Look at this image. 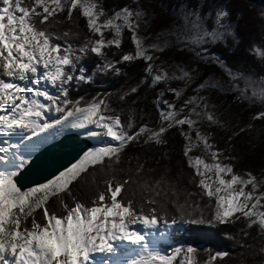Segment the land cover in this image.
<instances>
[{
    "label": "snow or ice",
    "instance_id": "snow-or-ice-1",
    "mask_svg": "<svg viewBox=\"0 0 264 264\" xmlns=\"http://www.w3.org/2000/svg\"><path fill=\"white\" fill-rule=\"evenodd\" d=\"M232 16L227 5L211 0H179L171 13L174 23L155 33L158 42L146 43L149 37L139 33L141 24L151 18L138 6L106 9L104 0H2L0 145L6 146H0V264H217L228 255L209 252L201 261L200 250L191 245L163 251L159 245L166 232L159 230L161 221L165 229L243 221L247 228H257L264 240V192L260 191L264 179L257 180L251 172L237 174L232 164L224 162L234 157L224 156L211 142V135L198 127L205 122L219 124L210 110L214 105L200 92L219 90L222 85L205 79L192 89L194 95L177 106L164 99L165 94L180 99L200 69L177 64V71L169 73L156 63L159 56L155 53L173 46L194 52L202 63L217 65L227 74V90L235 92L237 101L259 104L252 118L264 120V44L252 43L245 50L261 66L260 74L232 68L212 51L229 38L239 44L236 28L243 13L236 12V20ZM260 17L264 19V10ZM80 18L85 20L86 33L79 30ZM65 24L72 27L60 31L59 26ZM126 31L133 50L123 52ZM138 60L144 61V75L129 91L121 92L119 99L124 101L145 85L151 89L165 85L153 100L156 127L141 124L132 132L136 127L133 118L122 121L107 97L72 98L71 92L81 84L92 83L97 75H121L124 68L120 65L127 67ZM85 61L94 63L91 72ZM172 82H182L184 87L172 88ZM172 129L182 137V155L194 173L189 182L196 184L207 201L203 206L189 199L181 204L173 188L177 199L172 203L179 219L172 216L169 220L167 208L156 199L162 180L154 186L144 182L141 187L153 195L143 197L136 206L135 200L123 195L132 178L121 182L112 173L130 145L141 141L166 145ZM65 130L82 132L102 146L85 150L75 163L45 183L22 190L20 178L47 139L42 134L59 136ZM13 136L18 143L11 142ZM201 148L211 163L202 155H192ZM89 169H103L110 178L103 181L104 189L89 205L74 196L69 205L65 196L72 195L71 186ZM143 171L144 165L138 163L136 174ZM52 198L59 201L63 214L49 207ZM206 209L210 212L207 221ZM258 254L264 256V244Z\"/></svg>",
    "mask_w": 264,
    "mask_h": 264
},
{
    "label": "trees",
    "instance_id": "trees-1",
    "mask_svg": "<svg viewBox=\"0 0 264 264\" xmlns=\"http://www.w3.org/2000/svg\"><path fill=\"white\" fill-rule=\"evenodd\" d=\"M246 1L211 0L215 4L227 5L233 12V20H236V12L243 13L236 28L240 41L239 44L228 39L227 44L216 45L212 48V51L219 55L232 68L239 66L246 71H255L257 74H260L261 66L252 60L245 50L252 43L264 44V20L251 13V10L246 6ZM141 3L145 9V13L151 19L147 24H141L139 34L142 37H149L146 43L158 42L155 33L168 29L174 23L168 11L164 9V6H167L168 10L171 11L177 6L179 0H139L136 3H133V0H104L106 9H120L125 5L136 8ZM77 23L79 30L82 33H86L85 20L80 18ZM68 27H72V25H61L59 29L62 31ZM129 36L130 33L126 31L122 46L123 52L133 50ZM160 39L162 40L164 37L161 36ZM112 51H115V49ZM159 54H165V56L163 55L165 58L161 61L169 70V73L177 71V64H183L189 70L192 68L190 58L179 47H170L169 50ZM116 59H119V55L116 56ZM85 64L90 72L95 66L92 61H85ZM120 67L124 68L123 74L115 75L108 73L106 75H97L93 78L92 83L81 84L78 88L73 89L71 92L72 98L75 99L79 96H84L88 99L92 97H107L112 108L121 115L122 121L127 122L130 116L133 118L136 127L131 130L132 132H135L136 128L141 124L156 127L158 114L153 100L165 85L161 84L156 89L148 88L146 85L142 86L138 93L132 94L124 101H121L119 99L121 92L129 91L144 75V61L138 60L127 67L123 65H120ZM209 69L212 72L207 77L206 74L209 73ZM218 75V67L215 65L205 66L202 74L198 75L195 83L192 85L202 83L205 79L218 80ZM220 81L223 86L222 89H227L228 80L222 77ZM179 86L184 87L182 82H179ZM222 89L209 90L217 98V114H219V120L223 122L221 125H213L214 133L219 137L223 146L229 138L235 136L238 156L243 160H254L261 154H264V140L263 138L262 140L257 139L254 135L253 127L250 126V124L253 123L254 125V122L257 121L253 120L252 117L259 109L240 103L237 101L235 93L227 94ZM164 99L173 100L174 98L171 94L166 93ZM214 100L212 99V101ZM167 139L168 143L161 146L154 144L145 145L142 141L130 145L122 154L121 162L115 166V171L112 175L121 182L128 177L132 178L133 182L126 186L123 195L126 200H135L137 202L136 206H138L143 197L153 195L152 192L145 191L141 187L144 182L154 186L156 181L162 180L163 182L157 189L160 195L156 199L163 202L167 208L170 220L172 216H176L179 219V213L176 212L175 205L172 203V201L177 199V196L173 195L171 189H175L178 195V202L181 204L184 203L185 199H189L192 202H200L201 206H203L207 201V197L202 198L200 189L196 184L189 182L194 173L187 166L186 159L182 155L183 140L179 132L176 129L170 130L167 134ZM138 163L144 165V171L139 173V175L136 174ZM109 178L110 176L103 169L99 171L89 169L88 173L84 174L71 186L72 195L65 196V202L73 205L74 196L80 202L89 205L91 199L98 191L104 189L105 185L103 181ZM189 193L193 195L189 197ZM49 207L58 214H63L59 201L55 198L49 201ZM204 215L207 221L210 212L206 209ZM40 216L41 213L38 212L37 218L39 219ZM179 226L182 229L173 230L171 242L173 245L179 247L186 248L189 245L196 247L200 250L198 258L201 261L208 256L209 252H226L228 255L223 261H218L217 264H264V256L258 254V249L261 244H264V240L258 234L257 228H247L243 221L224 225L205 222L202 224H182Z\"/></svg>",
    "mask_w": 264,
    "mask_h": 264
},
{
    "label": "rangeland",
    "instance_id": "rangeland-1",
    "mask_svg": "<svg viewBox=\"0 0 264 264\" xmlns=\"http://www.w3.org/2000/svg\"><path fill=\"white\" fill-rule=\"evenodd\" d=\"M137 1H139V0H137ZM0 4L2 5V0H0ZM229 6H230V3H229ZM246 6H247L248 9L251 10V13H253L256 17H258V18L261 19L260 12L262 10H264V0H247L246 1ZM139 9L142 10L145 13V9L143 8L142 3L139 4ZM164 9L166 11H168V13L171 16V13H172L171 11L172 10L169 11L167 6H164ZM140 36H142V35H140ZM229 39H231V38H229ZM231 41H233V40L231 39ZM181 50L183 52H186V55L190 58V60L192 62V68L199 67V69H200L199 75L202 74L203 69H204L205 66H209L206 63H202L195 56V53L194 52H191V51H188V50L182 49V48H181ZM155 55L159 56V60H157L156 63L161 68H163L164 70H166V71L169 72V70L165 67V65H163V63H161L162 62L161 60L165 58V57H163V55L165 56V54L160 55L159 53H155ZM215 66L218 67L217 65H215ZM218 69H219V75H218V78L219 79L217 81H219L220 84L222 85V83L220 81V78L224 77L225 79L229 80V77L227 76V74L220 67H218ZM208 72L209 73L206 74L207 77L212 72V70L209 69ZM193 75H196V73H193ZM197 84H199V83H196V84L192 85L190 88H188L187 91H185L183 93V95L181 96L180 99H178V100H174L173 99V100H169V101L177 104V106L181 105L183 103V101L186 100L189 96L194 95L192 89L195 88ZM170 87L177 88V89L183 88V87L179 86V82H177V83L176 82H173V84H170ZM222 87L220 89H222ZM227 88H228V86H227ZM50 90L53 91V89H51V88H50ZM222 91L223 92L226 91L227 94L235 93V92H232V91H228L227 89H225V90L222 89ZM200 95L209 98L210 104L211 105H214V108H211L210 110L214 112L215 116L219 120V114H217V108H216L217 107L216 106V100H217V98H215V96L213 95L212 91L204 90V91H201L200 92ZM212 99H215V100L212 101ZM244 104H246L249 107L258 108L260 110V105L259 104L250 105L247 102H244ZM52 115H54V114H52ZM219 124L221 125V124H223V122H221V120H219ZM250 126L253 127V131H254L255 137L257 139H259V140H262V138L264 140V120H257V121L254 122V125L252 123V124H250ZM198 127L200 128L201 132H203L205 134H210L211 135V142L215 145V147L217 149L221 150L224 153V156L234 157V159L225 160L224 162L225 163L232 164L234 166V171L237 174L244 175V173H246V172H251L254 176H256L257 180L264 179V154H261L258 158L254 159V160H246V159L243 160L241 157L238 156V152H237V142L235 140V136L229 138L228 141L223 146L222 143H221V141H220V139H219V137L216 136L215 133H214L213 125L212 126H208V124L205 122L203 124L198 125ZM71 132H74V133H77V134H79V135H81L83 137H86L82 132H77L76 130H65V131L62 132V134L63 133L64 134L65 133H71ZM42 136H47L46 141L42 143L43 145L46 144L47 142H50L51 140H53L54 138L57 137V136H54V134H52V135L42 134ZM4 139H8V138L7 137H4ZM92 140H93V143H94V147L102 146L96 140H94V139H92ZM11 142L12 143H18L19 140L15 136H13L11 138ZM0 146H6V145H0ZM192 155L193 156L202 155L207 160V162L211 163L210 158L207 157L203 153L202 148L201 149L194 150L192 152ZM221 159H223V157H221ZM248 190H251L250 186H249V189ZM260 191L261 192H264V186H262L260 188ZM262 210H264V209H262ZM160 230L164 231V227H162ZM142 231H144V230H142ZM165 232H166V237L163 238L160 241V245H159L160 248L163 251H166L167 252V251H170L171 248L179 247V246H175V245H171L169 248H166V247L163 248L162 247L163 245H166V246L169 245V239H170L171 229H170V231L168 230V231H165ZM118 256H119V252L117 253V257ZM117 257H114V259L117 258Z\"/></svg>",
    "mask_w": 264,
    "mask_h": 264
},
{
    "label": "water",
    "instance_id": "water-1",
    "mask_svg": "<svg viewBox=\"0 0 264 264\" xmlns=\"http://www.w3.org/2000/svg\"><path fill=\"white\" fill-rule=\"evenodd\" d=\"M94 147L92 139L77 133H65L39 147L33 162L20 178L22 190L45 183L75 163L82 153Z\"/></svg>",
    "mask_w": 264,
    "mask_h": 264
},
{
    "label": "bare ground",
    "instance_id": "bare-ground-1",
    "mask_svg": "<svg viewBox=\"0 0 264 264\" xmlns=\"http://www.w3.org/2000/svg\"><path fill=\"white\" fill-rule=\"evenodd\" d=\"M54 136H55V134H54ZM34 139H35V138H34ZM41 145H42V144H41ZM134 227H138V226H134ZM162 227H164V225H163V226H160V227H159V230H160ZM168 230L170 231V229H165V228H164V231H168ZM160 231H162V230H160ZM118 257H119V256H118ZM118 257H117V258H118Z\"/></svg>",
    "mask_w": 264,
    "mask_h": 264
}]
</instances>
